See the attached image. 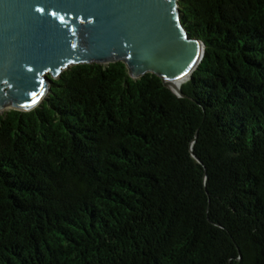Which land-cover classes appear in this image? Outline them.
Returning <instances> with one entry per match:
<instances>
[{
    "label": "trees",
    "instance_id": "obj_1",
    "mask_svg": "<svg viewBox=\"0 0 264 264\" xmlns=\"http://www.w3.org/2000/svg\"><path fill=\"white\" fill-rule=\"evenodd\" d=\"M180 7L188 97L80 64L0 114V264H264V0Z\"/></svg>",
    "mask_w": 264,
    "mask_h": 264
},
{
    "label": "water",
    "instance_id": "obj_2",
    "mask_svg": "<svg viewBox=\"0 0 264 264\" xmlns=\"http://www.w3.org/2000/svg\"><path fill=\"white\" fill-rule=\"evenodd\" d=\"M205 52L180 0H0V114L36 109L53 79L80 64L121 61L134 79L153 73L188 97L182 83Z\"/></svg>",
    "mask_w": 264,
    "mask_h": 264
},
{
    "label": "snow or ice",
    "instance_id": "obj_3",
    "mask_svg": "<svg viewBox=\"0 0 264 264\" xmlns=\"http://www.w3.org/2000/svg\"><path fill=\"white\" fill-rule=\"evenodd\" d=\"M37 10L40 11V12H43L44 11V8H39ZM53 15H55V13H53Z\"/></svg>",
    "mask_w": 264,
    "mask_h": 264
},
{
    "label": "bare ground",
    "instance_id": "obj_4",
    "mask_svg": "<svg viewBox=\"0 0 264 264\" xmlns=\"http://www.w3.org/2000/svg\"><path fill=\"white\" fill-rule=\"evenodd\" d=\"M187 81H189V80H187ZM187 81H184V82L182 83V85H183L184 83H186Z\"/></svg>",
    "mask_w": 264,
    "mask_h": 264
},
{
    "label": "rangeland",
    "instance_id": "obj_5",
    "mask_svg": "<svg viewBox=\"0 0 264 264\" xmlns=\"http://www.w3.org/2000/svg\"><path fill=\"white\" fill-rule=\"evenodd\" d=\"M188 82V81H187ZM185 84V83H184Z\"/></svg>",
    "mask_w": 264,
    "mask_h": 264
}]
</instances>
